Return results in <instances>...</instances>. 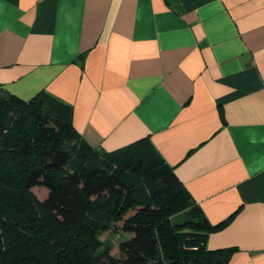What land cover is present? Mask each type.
Wrapping results in <instances>:
<instances>
[{
  "label": "crops",
  "instance_id": "1",
  "mask_svg": "<svg viewBox=\"0 0 264 264\" xmlns=\"http://www.w3.org/2000/svg\"><path fill=\"white\" fill-rule=\"evenodd\" d=\"M0 85L69 103L103 151L149 136L211 223L234 215L208 247L264 264V0H0Z\"/></svg>",
  "mask_w": 264,
  "mask_h": 264
},
{
  "label": "trees",
  "instance_id": "2",
  "mask_svg": "<svg viewBox=\"0 0 264 264\" xmlns=\"http://www.w3.org/2000/svg\"><path fill=\"white\" fill-rule=\"evenodd\" d=\"M73 111L45 90L25 99L0 85V264L229 263L236 248L207 239L234 215L211 223L149 136L103 151ZM107 231L130 233L119 257Z\"/></svg>",
  "mask_w": 264,
  "mask_h": 264
},
{
  "label": "rangeland",
  "instance_id": "3",
  "mask_svg": "<svg viewBox=\"0 0 264 264\" xmlns=\"http://www.w3.org/2000/svg\"><path fill=\"white\" fill-rule=\"evenodd\" d=\"M47 189V188H46ZM32 192H34L40 199H43L46 195V190H44L43 188L39 187V186H34L32 187ZM130 236V233L127 232H103L99 235L100 240L103 243V246H107V244L112 246V249L110 250V253L112 254V256L114 257H119L120 253H119V249H118V242L120 240H122L123 238Z\"/></svg>",
  "mask_w": 264,
  "mask_h": 264
}]
</instances>
